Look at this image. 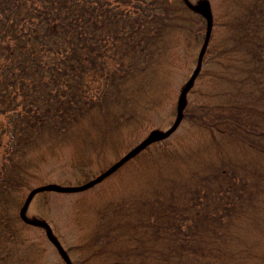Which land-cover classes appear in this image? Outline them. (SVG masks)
<instances>
[{"label":"trees","instance_id":"obj_1","mask_svg":"<svg viewBox=\"0 0 264 264\" xmlns=\"http://www.w3.org/2000/svg\"><path fill=\"white\" fill-rule=\"evenodd\" d=\"M209 1L207 30L184 0H0V264H38L20 210L47 164L81 178L41 193L107 183L80 264H264V0Z\"/></svg>","mask_w":264,"mask_h":264},{"label":"rangeland","instance_id":"obj_2","mask_svg":"<svg viewBox=\"0 0 264 264\" xmlns=\"http://www.w3.org/2000/svg\"><path fill=\"white\" fill-rule=\"evenodd\" d=\"M191 2L199 5L203 2H208L207 4L210 3L209 0H192ZM198 49L193 52L194 55H197ZM194 68L195 66L191 65L186 76H184L181 81L179 79V88L182 87V84H185V82L191 77ZM179 97L180 93H177L173 98H170L165 102V108L159 110L157 114L153 116V123L156 128H152L147 134H151L152 131H156L158 134H163L170 129L171 124L175 120V116L172 115L171 112L172 107L178 103ZM183 130H185V126H179L176 129L175 134H179ZM1 156L2 148L0 147V160ZM108 160H113L111 155H108ZM80 178V173L69 169L64 164H47L42 166L37 172L33 187H39L45 184L71 186L75 185V182ZM105 182L99 185H94L81 193L69 194L67 196L57 195L52 192L38 193L31 197L30 202L26 207V216L32 220H41L40 222L43 221V223L47 225L52 236L60 243L71 264H80V261H77V254L73 249V245L78 242L80 237H82L83 232L77 228L76 219L79 216L78 220L81 223L80 225L87 229V226L94 218V208L99 206L104 202L107 196H109L103 194L104 198H97L95 195L102 186H106L107 183ZM115 182L116 180L112 183ZM111 189V193H114L115 195L120 194L118 186L112 187ZM129 189L130 187H127L126 189H123V191H128ZM80 211L82 212L81 214ZM21 236L24 239L26 238L28 242L36 244V246L33 247L41 254V256H38L32 248L31 255L32 258H39L38 264H66L57 247L48 239V231L45 227L23 228L21 229Z\"/></svg>","mask_w":264,"mask_h":264},{"label":"water","instance_id":"obj_3","mask_svg":"<svg viewBox=\"0 0 264 264\" xmlns=\"http://www.w3.org/2000/svg\"><path fill=\"white\" fill-rule=\"evenodd\" d=\"M185 4L192 10L194 11H200L202 13V16L204 17V19L206 20L207 23V30L210 29L211 27V23H212V17H211V13H210V9L208 7V4L206 2H203L201 5L198 6H194L191 3L188 2V0H184ZM205 47V45H204ZM203 47V48H204ZM198 68V67H197ZM185 105V92H182L178 105H177V112H178V121L181 117V113L182 110L184 108ZM176 125L172 126V129L170 131H172L175 128ZM158 134L154 131L152 132L146 139H144L141 143H139L135 148H133L130 152L127 153V155L124 157V159L129 158L131 156H134L135 154H137L140 150H142L146 145H148L149 143H151L152 141L156 140L158 138ZM86 186H89L86 185ZM49 191V190H53V191H58V190H62L60 187L54 186V185H45L42 186L40 188H38L36 191ZM35 192V191H34ZM33 193V192H32ZM32 194H30L26 200V203L24 205V207L21 209L20 211V217L23 221L27 222V223H32V224H36V225H40L43 226L45 228H47L48 230V238L49 240L57 247V249L59 250L60 254L62 255L63 259L66 261L67 264L69 263V260L67 258V256L65 255L64 251L62 250V248L60 247L58 241L51 235V232L49 230V228L47 227L46 224L40 223V222H34V221H29L26 219L25 215H24V211H25V207L29 202V199L31 197Z\"/></svg>","mask_w":264,"mask_h":264}]
</instances>
